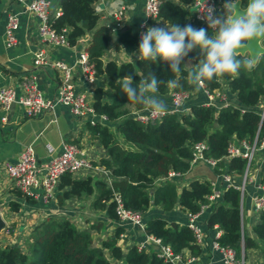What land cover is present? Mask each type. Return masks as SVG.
Here are the masks:
<instances>
[{"label":"trees","instance_id":"16d2710c","mask_svg":"<svg viewBox=\"0 0 264 264\" xmlns=\"http://www.w3.org/2000/svg\"><path fill=\"white\" fill-rule=\"evenodd\" d=\"M54 1L61 13L51 14L50 22L58 31L67 28L69 44H77L82 35L94 30L87 51L97 76L106 80L109 89L103 84L96 85L93 105L107 120L119 121L116 131L105 122L87 123L109 154V157L92 159L91 163L111 170L114 176L111 185L91 174L76 177L72 172H66L59 183V202L74 196L93 195L95 207L107 208L111 216L118 217L114 199L117 191L126 207L143 214L154 204L164 210L180 205L188 212H197L209 201L208 194L213 188L211 179L194 178L182 188L174 180L159 182V179L170 171L187 172L191 168L192 145L202 140L208 144L206 155L219 159L214 168L216 172H244L245 158L225 161L221 157L226 155L233 137L253 140L256 136L261 118L258 104L264 97V52L253 62L249 53H237L226 45L228 41L247 42V18H239L234 25L227 20L233 13L229 2L236 0H225L223 16L216 28L202 25L198 28L197 38L187 40L180 29L188 21L190 10L187 6L192 0H163L159 17L169 26L163 31L148 30L143 53L134 61L122 62L104 58L109 28L97 26V0ZM249 1L241 0V3L247 6ZM256 15L264 25V0H258ZM182 49L187 56L200 61L198 77L209 91L220 89L223 80H228L240 105L227 103L217 108L212 103H195L190 111L167 112L155 120H140L133 112L146 105L145 84L163 94L172 90L174 80L178 81V89L193 88L188 70L180 64L178 56L173 59L157 53L159 50L179 52ZM17 189L27 199L33 198ZM21 206L17 200L10 203L11 210H20ZM215 224L223 229L218 237L220 244L232 247L238 260L243 258L244 249L258 245L245 232L242 244V190L238 187L227 186L217 206L209 213L207 226L212 228ZM121 230L119 227L114 235L98 245L89 230L79 229L68 218L51 216L31 230L26 246L29 251L19 245L2 243L0 264H114L113 258H124L125 264H172L157 250H148L136 243L124 256L119 241ZM144 230L170 244L175 252L189 250L195 256L202 253L186 222H169L165 217L155 215L147 219ZM254 230L264 251V210L260 212Z\"/></svg>","mask_w":264,"mask_h":264},{"label":"crops","instance_id":"0c3cea01","mask_svg":"<svg viewBox=\"0 0 264 264\" xmlns=\"http://www.w3.org/2000/svg\"><path fill=\"white\" fill-rule=\"evenodd\" d=\"M146 0H97L95 8L99 13L97 26L109 28V44L104 53V58L113 59L118 62L134 61L146 48L145 39L140 36L139 29L143 21L148 20L149 29L159 30L167 28L169 24L162 18L149 19L145 13ZM121 5L127 6L126 16L121 25H116L115 11ZM51 14L59 15L60 7L56 1H51ZM190 16L180 33L187 40L197 38V31L200 27L197 20L191 16V5L188 4ZM18 12L19 28L17 30L18 43L15 46H8L5 39V27L8 11ZM230 23V18H227ZM39 18L32 12L25 10L21 0H0V87L10 85L14 87L19 98L26 92V80L32 79L42 89L46 97L54 98L57 94L60 71L52 65H36L34 63L35 52L43 48L45 54L52 60L61 59L69 63H75L79 53L87 49L93 36L94 30L82 35L75 45L54 44L47 39H42L39 31ZM180 64L188 70V79L193 85L190 95L182 105V111H190L195 103L214 104L217 108L226 103L240 105L237 93L232 91L229 81L223 80L220 91L225 93V99H221L214 93L213 97L206 91V87L198 77L200 61L185 54L184 49L177 52ZM72 80L78 90L86 91L88 96L94 100V88L103 84L106 89L109 87L103 77H98L95 84H90L84 77L79 67L74 68ZM172 90L178 88V81L171 83ZM146 105L142 110L149 108L173 109L171 91L163 94L154 86L145 84ZM213 94V93H212ZM264 104V97L258 104L261 109ZM7 114V120L2 116ZM96 121L108 123L116 131L119 121L105 120L100 117ZM89 119L75 115L68 105L58 103L53 109H47L41 114L29 116L23 105L18 102L12 104L9 110H4L0 105V213L7 221V228L2 231L4 237H0L2 243L19 245L29 251L24 245L28 233L35 225L51 216L57 218H68L72 220L79 229L89 230L96 244L116 233L122 228L119 241L125 256L128 248L136 243L143 245L148 250H157L158 245L151 240L148 233L138 225L120 217L111 216L107 208L95 207L92 203L93 195L84 197H70L64 202H59L58 191L56 195L46 198L43 188L37 191L39 196L27 199L18 193L17 187L12 184L11 178L5 166V161L16 160L21 152L30 144L34 145L38 160L41 166L49 161L61 148L64 139L75 141L80 149L81 155L89 160L99 159L102 156L109 157V154L99 139L88 127ZM91 122V121H90ZM118 136L122 139L119 132ZM251 180L247 184L243 196L244 232L258 243L257 246H250L245 249L244 264H263L264 251L262 242L259 240L254 225L260 219V212L254 210L253 195L260 190L258 184L264 182V148L258 151L254 161ZM76 177L93 175L101 177L110 185L114 176L111 170L102 165L87 167L73 173ZM194 178H208L220 180L213 168L205 162H198L184 173L174 176H166L159 179V182L174 180L179 188L187 185ZM12 200L20 201V210H11ZM210 212V207L207 208ZM161 215L169 222L185 223L187 211L180 205L172 210H164L160 205H152L144 213L147 221L152 216ZM122 234V235H121ZM12 235V237H10ZM214 231L210 230L208 242L203 245L202 253L196 260L188 261L187 264H225L219 249L213 248L211 238ZM23 240V243H22ZM188 255L189 250H186ZM114 264H125L124 258L112 259Z\"/></svg>","mask_w":264,"mask_h":264},{"label":"built area","instance_id":"2783aa9c","mask_svg":"<svg viewBox=\"0 0 264 264\" xmlns=\"http://www.w3.org/2000/svg\"><path fill=\"white\" fill-rule=\"evenodd\" d=\"M25 5V10L34 13L39 18L38 31L42 39H47L54 44H66L68 42L67 28L58 31L51 24V1L50 0H21ZM163 0H146L145 13L149 19L159 18L160 6ZM225 0H192L191 16L197 20L199 26L208 25L216 28L222 18V5ZM127 6L121 5L115 13L116 25H121L126 16ZM230 18V16L228 17ZM148 20L143 21L140 25V36L145 39L149 29ZM19 28L18 12L15 10L8 11L7 22L5 27V39L8 46H15L18 43L17 30ZM158 29V28H156ZM166 29V28H165ZM162 30V29H161ZM164 30V29H163ZM34 63L36 65H52L60 71V80L58 83L57 94L54 98L46 97L42 89L35 81L30 78L26 80V92L19 98L16 95L14 87L10 85L0 87V105L4 110H9L13 103L18 102L24 106L27 115L35 116L43 113L47 109H53L56 104L63 103L68 105L71 111L82 118H88L91 123L96 122L97 118L107 119L106 116L96 112L92 99L86 91L78 90L72 80L75 67H79L85 79L90 84L97 82L98 76L94 63L89 58L87 49L82 50L75 63H69L61 59H50L41 48L35 52ZM200 82H204L200 79ZM205 85V84H204ZM206 87V86H205ZM206 91L213 97L214 93L221 99H225V93L217 89L213 92ZM213 93V94H212ZM189 90L175 89L171 91V100L173 109L149 108L144 111L136 110L133 112L140 120L149 121L162 117L167 112L182 113L181 105L188 99ZM227 104V103H226ZM142 110V109H141ZM260 124L256 136L253 140L247 138L233 137L228 145L226 155L221 159L228 161L234 157H241L247 160L246 168L242 174L228 173L225 171L216 172L220 180L212 181V192L208 194V203L203 204L202 208L197 212L187 211L186 223L193 230L196 243L202 247L208 242L210 230L214 231V236L211 238V245L215 249H219L222 254V260L225 264H244L245 249L243 250V258L238 260L236 252L232 247L223 246L220 244L218 237L223 233V229L215 224L212 228L207 226V218L222 198L224 190L227 186L233 185L242 190V244L244 243V213H243V196L246 190L248 181L251 180L249 174L250 167L256 160L258 151L264 148V104L260 109ZM7 114L2 116L3 120H7ZM263 128V132L261 130ZM208 144L205 140L197 141L192 145L191 166L198 162H205L211 168H215L219 159L207 156L206 149ZM5 166L11 178L12 184L19 188L24 194L33 197L39 196L37 189L43 188V193L46 198L54 196L59 191V183L62 175L66 172H76L81 169L92 167L91 160L81 155L79 145L69 139H64L61 150L55 154L43 166L40 165L38 155L34 145H28L19 155L16 160L5 161ZM180 174V172L170 171L169 176ZM167 175V176H168ZM166 177V176H165ZM243 179L241 180V178ZM260 188L253 195L254 210L261 212L264 210V182L258 184ZM114 199L116 200V210L118 217L124 220H129L138 225L142 229L145 227L144 214L132 210L125 206L124 201L119 194L115 192ZM210 207V212L207 213V208ZM7 226L5 227V229ZM8 230V228H7ZM122 235V234H121ZM150 239L158 245V252L166 261L172 264H187L188 261L196 260L199 256L192 255L189 251L184 253L175 252L170 244H165L159 237L148 234ZM140 247H144L142 244ZM202 249V248H201ZM208 264V263H205Z\"/></svg>","mask_w":264,"mask_h":264},{"label":"water","instance_id":"95a60500","mask_svg":"<svg viewBox=\"0 0 264 264\" xmlns=\"http://www.w3.org/2000/svg\"><path fill=\"white\" fill-rule=\"evenodd\" d=\"M258 0H250L247 6H243L241 0L229 2V6L233 9V13L230 16V24L234 25L236 21L241 17H246L249 26L247 30V42L236 43L234 41L226 42V45L237 53L246 54L249 53L253 62L257 61L260 54L264 52V25L258 19L256 15V6ZM159 55L169 56L175 59L177 57V51L173 50H159ZM7 226V221L0 213V233ZM2 240L0 239V245Z\"/></svg>","mask_w":264,"mask_h":264},{"label":"rangeland","instance_id":"374dc122","mask_svg":"<svg viewBox=\"0 0 264 264\" xmlns=\"http://www.w3.org/2000/svg\"><path fill=\"white\" fill-rule=\"evenodd\" d=\"M256 161V160H255ZM255 163V162H254ZM254 163H253V165L250 167V170H249V174H252L253 173V168H254ZM243 179V177L241 178V180ZM248 183H249V181H248ZM31 232V231H30ZM30 232L28 233V236H29V234H30ZM4 233H0V237H4V235H3ZM10 237H12V235L10 236ZM22 243H23V240H22ZM23 246H27V239H26V243L24 242V245Z\"/></svg>","mask_w":264,"mask_h":264}]
</instances>
